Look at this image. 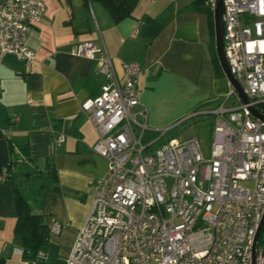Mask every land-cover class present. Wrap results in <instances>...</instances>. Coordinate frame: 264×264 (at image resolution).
<instances>
[{
	"label": "built area",
	"instance_id": "obj_1",
	"mask_svg": "<svg viewBox=\"0 0 264 264\" xmlns=\"http://www.w3.org/2000/svg\"><path fill=\"white\" fill-rule=\"evenodd\" d=\"M222 2L224 55L248 104L230 88L238 103L210 113L216 121L207 153L196 139L157 145L171 128L148 127L138 62L122 64L118 77L102 45L84 41L71 50L96 61L103 76L98 95L81 111L97 135L92 151L107 169L64 264H264L263 227L252 260L264 212V123L250 112L264 105V0ZM207 3L212 11L215 0ZM44 13L41 0H2L0 64L8 58L34 64L28 42ZM143 26L139 21L132 36ZM52 133L61 146L64 136Z\"/></svg>",
	"mask_w": 264,
	"mask_h": 264
},
{
	"label": "crops",
	"instance_id": "obj_2",
	"mask_svg": "<svg viewBox=\"0 0 264 264\" xmlns=\"http://www.w3.org/2000/svg\"><path fill=\"white\" fill-rule=\"evenodd\" d=\"M41 1L45 13L28 42L34 64L14 58L0 64V175L6 176L8 164L13 172L0 183V227H14L16 192L50 229L61 225L50 240L57 248L63 245L65 258L107 169L105 159L92 151L97 135L81 111L86 99L98 95L103 76L96 61L71 55L76 44L102 45L118 77L122 64L141 65L139 102L147 110L148 127L209 115L238 101L228 96L231 87L214 68L212 14L187 8L196 0H139L132 16L117 24L94 2ZM147 18L162 27L150 44L144 26L132 36ZM53 131L64 136L61 146ZM35 178L49 179L53 186H34L32 204L23 189Z\"/></svg>",
	"mask_w": 264,
	"mask_h": 264
},
{
	"label": "trees",
	"instance_id": "obj_3",
	"mask_svg": "<svg viewBox=\"0 0 264 264\" xmlns=\"http://www.w3.org/2000/svg\"><path fill=\"white\" fill-rule=\"evenodd\" d=\"M87 2H94L100 4L110 16L113 23L117 24L121 21L130 18L132 12L139 0H85ZM187 8H191L197 12H205L209 15L212 11L207 3V0H196L189 4ZM144 33L150 38L148 44L159 34L162 27L152 19H144ZM214 68L218 72L219 76L222 75L218 66L217 60L214 57ZM264 114V105H261ZM208 115H196L191 116L185 120L182 124L189 122L190 120L203 118ZM12 165L6 166V181L7 183L12 175ZM15 191V190H14ZM14 209H15V224L13 227V235L17 237L20 242L22 250V257L27 260L26 264H64V258L58 256V248L50 240L51 229L47 226L41 215L32 213L27 202L15 192L14 197ZM264 230V226L263 229ZM45 250L47 252L46 259L42 260L38 258V254ZM0 264H4L3 258L0 257Z\"/></svg>",
	"mask_w": 264,
	"mask_h": 264
},
{
	"label": "rangeland",
	"instance_id": "obj_4",
	"mask_svg": "<svg viewBox=\"0 0 264 264\" xmlns=\"http://www.w3.org/2000/svg\"><path fill=\"white\" fill-rule=\"evenodd\" d=\"M141 38V36H138V38ZM233 102L236 100L233 98ZM237 102V101H236ZM208 116H205L203 118L190 120L189 122H186L184 124H177L178 122L173 123L172 125H167V127H149L152 131H163L164 129L171 128L167 133L164 134V136L159 139L157 145L162 144L165 141L168 140H176L177 142H182L190 139H196L199 141L203 151L205 153L208 152L211 141H212V128L215 123V116H212L209 113ZM182 120V119H181ZM159 136L157 133H151L150 138L155 139ZM44 184L46 185L44 190H49L50 187L53 186V183L50 182L49 179L43 178L42 180L35 178V179H29V182L26 183L25 188L23 191L30 196V202L34 203V186ZM42 189V190H43ZM57 227L60 229V224L56 223ZM13 229V223L9 226H1L0 227V257L3 258L4 264H26L27 260L23 258L22 256L13 253V249H21L20 242L17 237H14L12 233ZM56 229V227L54 228ZM53 230V227L51 228ZM52 233V232H51ZM262 239H264V230L262 232ZM58 256H63V245L58 247ZM44 258L39 259H46L47 252L45 250H42L40 252Z\"/></svg>",
	"mask_w": 264,
	"mask_h": 264
},
{
	"label": "water",
	"instance_id": "obj_5",
	"mask_svg": "<svg viewBox=\"0 0 264 264\" xmlns=\"http://www.w3.org/2000/svg\"><path fill=\"white\" fill-rule=\"evenodd\" d=\"M213 17V26H214V41H215V54L218 61V65L220 70L222 71L224 77L228 81L230 87L235 91L239 100L243 104H248V99L243 94L239 84L235 80L234 76L230 72V68L226 57L224 55L223 49V31H224V7L222 0H215L214 8L212 10ZM251 115L254 119L259 120L264 123V114L259 112L254 107L250 108ZM264 225V212L261 217L258 229L256 231V235L253 242V250H252V260H254L256 246L260 231Z\"/></svg>",
	"mask_w": 264,
	"mask_h": 264
}]
</instances>
